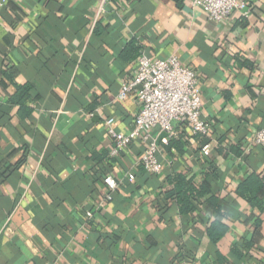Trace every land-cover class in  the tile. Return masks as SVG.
I'll return each instance as SVG.
<instances>
[{"label": "crops", "instance_id": "0c3cea01", "mask_svg": "<svg viewBox=\"0 0 264 264\" xmlns=\"http://www.w3.org/2000/svg\"><path fill=\"white\" fill-rule=\"evenodd\" d=\"M246 1L223 23L190 0L0 4V264H264V212L237 193L264 169V148L250 149L264 125V0ZM143 52L196 71L210 124L206 135L186 122L172 139L154 132L159 174L141 165L138 138L112 157L107 134L109 118L119 132L135 126L136 93L118 95ZM25 82L31 97L12 102ZM174 173L207 183L228 217L207 194L181 214L166 196ZM219 218L229 230L213 243Z\"/></svg>", "mask_w": 264, "mask_h": 264}, {"label": "built area", "instance_id": "2783aa9c", "mask_svg": "<svg viewBox=\"0 0 264 264\" xmlns=\"http://www.w3.org/2000/svg\"><path fill=\"white\" fill-rule=\"evenodd\" d=\"M4 1L0 0V4ZM190 3L193 8L207 13L210 20L219 23L226 22L235 11L247 7L246 0H190ZM131 92L136 93L140 104L134 128L129 133H123L117 131L115 118L106 121L107 134L112 140V157L126 153L134 139L138 138L143 145L141 165L148 173L159 174L163 171L158 157L162 150L154 132L165 134L166 140L172 139L177 136L174 122H186L194 134L209 133L210 124L201 114L200 78L195 70L183 67L177 55L153 59L141 53L133 79L122 84L118 98L125 99ZM258 146L264 148V125L254 133L250 149ZM211 148V143L205 144L203 155L209 156ZM135 178L134 170L128 172L130 182ZM104 182L112 189L117 188L118 182L113 175H108ZM87 215L92 217V212Z\"/></svg>", "mask_w": 264, "mask_h": 264}, {"label": "trees", "instance_id": "16d2710c", "mask_svg": "<svg viewBox=\"0 0 264 264\" xmlns=\"http://www.w3.org/2000/svg\"><path fill=\"white\" fill-rule=\"evenodd\" d=\"M32 86L30 83L17 85L16 93L11 97V101L16 104H24L30 97ZM167 184L170 188L166 191V196L175 199L179 206L181 214H190L196 209L195 203H202L204 196L209 195L207 202L221 217H228V214L222 211L217 198L210 195L209 186L207 183H202L199 186L194 182L193 174L174 173L168 177ZM239 196L245 198L253 207L264 212V169L261 173H251L249 177L242 181L237 187ZM203 200V201H201ZM229 230V225L221 220V218L211 222L207 228V235L210 241L218 243ZM257 234V232H255ZM246 248L253 245L252 242L245 244ZM233 254L243 256L237 248L233 249ZM219 256H221L219 254Z\"/></svg>", "mask_w": 264, "mask_h": 264}]
</instances>
